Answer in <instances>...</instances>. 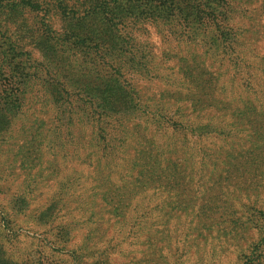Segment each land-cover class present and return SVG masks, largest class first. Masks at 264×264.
<instances>
[{"label":"rangeland","instance_id":"374dc122","mask_svg":"<svg viewBox=\"0 0 264 264\" xmlns=\"http://www.w3.org/2000/svg\"><path fill=\"white\" fill-rule=\"evenodd\" d=\"M14 1L13 8L7 0L0 1V23L7 22L12 38L18 25L43 29L45 22L54 36L82 35L76 23L93 4L36 0L41 9L34 10ZM92 22L99 24V17ZM235 25L249 43L250 54H261V2H242ZM149 32L148 39L157 46L154 64H162L160 79L134 73L131 83L148 102L183 109L194 124L200 123L204 136L158 131L136 121L129 126L139 124V132L112 160L91 145V138L76 148L74 135L60 149L56 144L63 137L56 135V143H51L50 128L44 132L40 163L28 169L23 163L30 135L24 129L34 113L28 110L0 144V264L264 262L263 79L248 82L244 74L233 78L231 66L222 73L217 62L207 61L215 74H222L213 92L202 97L193 82L182 81L178 70L187 49H178L165 61L162 55L171 46L160 44L154 27ZM115 51L106 48L107 57ZM76 54L81 53H74L67 70L81 76ZM171 78L181 83L172 85ZM44 111V118L52 117V108ZM62 112L65 121L67 112ZM158 154L157 167L168 176L145 170L148 157Z\"/></svg>","mask_w":264,"mask_h":264},{"label":"trees","instance_id":"16d2710c","mask_svg":"<svg viewBox=\"0 0 264 264\" xmlns=\"http://www.w3.org/2000/svg\"><path fill=\"white\" fill-rule=\"evenodd\" d=\"M35 1L20 3L40 10ZM248 1H260L264 9V0H93L76 23V31H83L76 37L69 32L54 36L45 22L43 29L27 30L18 25L16 38H12L7 35V22L0 23V42L4 45L0 47V144L28 110L34 112L24 129L30 135L27 163H23L28 169L40 163L44 132L50 128L54 137L51 143L56 135L63 137L56 144L60 149H65L74 135L76 148L91 138V145L112 160L117 150L130 144L133 133L139 132V124L129 126L136 121L158 131L197 135L200 139L205 133L200 123L194 124L177 106L148 102L131 83V75L160 79L162 64H154L157 46L148 39L154 27L155 35L162 38L160 44H168L175 51L164 53L165 61L174 58L178 49H187V57L180 55L178 70L182 81L193 82L196 94H211L221 74L227 72L226 65L231 66L233 78L244 74L248 82L262 78L264 83V47L261 54H250L249 43L235 25L242 2ZM7 3L12 8L17 5L14 0ZM95 16L99 24L93 25ZM117 42L120 48L116 50ZM106 48L116 50L114 56L107 57ZM77 51L81 54L75 55L74 62L79 64L81 76L67 70ZM207 61L217 62L223 72L215 74ZM171 79L172 85L181 83L178 78ZM47 108L53 111L50 118H44ZM61 109L67 112L65 121ZM159 157H148L145 170L164 177L167 171L157 167ZM263 223L264 219L261 227Z\"/></svg>","mask_w":264,"mask_h":264}]
</instances>
